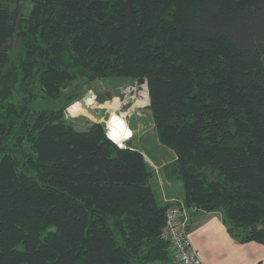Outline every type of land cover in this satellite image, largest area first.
Here are the masks:
<instances>
[{"label": "trees", "instance_id": "16d2710c", "mask_svg": "<svg viewBox=\"0 0 264 264\" xmlns=\"http://www.w3.org/2000/svg\"><path fill=\"white\" fill-rule=\"evenodd\" d=\"M263 53L264 0H0V264L172 259L143 154L65 120L77 80L144 77L181 203L264 244Z\"/></svg>", "mask_w": 264, "mask_h": 264}, {"label": "crops", "instance_id": "0c3cea01", "mask_svg": "<svg viewBox=\"0 0 264 264\" xmlns=\"http://www.w3.org/2000/svg\"><path fill=\"white\" fill-rule=\"evenodd\" d=\"M131 127V140L138 134L136 137L138 146L135 148L143 154L148 166L154 171L150 185L152 187L154 183L158 188L157 193L152 188L157 202L159 204L182 202L181 181L167 178L163 170V166L175 158L174 153L167 151L166 148L157 147L148 152L145 147L146 138L144 140V135L136 133L137 130L139 131L138 121L131 123ZM187 219L190 244L203 264H264V244L255 241L239 242L226 230L220 211L206 212L188 209ZM160 264L176 263L172 257L170 261L160 262Z\"/></svg>", "mask_w": 264, "mask_h": 264}, {"label": "rangeland", "instance_id": "374dc122", "mask_svg": "<svg viewBox=\"0 0 264 264\" xmlns=\"http://www.w3.org/2000/svg\"><path fill=\"white\" fill-rule=\"evenodd\" d=\"M262 61L264 64V53L262 54ZM114 86H120V88H123V90L126 91L125 100L132 101L131 110L125 113H121L120 115H116V117L120 118L123 121L124 126H126L127 132L132 133L130 131V129L132 128L131 127L132 120L134 121L137 119L139 125V131L137 130L136 133L139 132V134H141L142 136L144 135V140L146 138L145 140L146 141L145 147H147L146 150L148 152H151V150L156 149L154 147L165 149V147H163L157 140L156 134L153 129V121L149 109L146 107V105L149 102L147 98L148 97L147 88L145 87L146 84H144V86H142L141 89H137L134 80L131 79L107 78V79H98L87 83L82 80L72 81V83L65 89V91L67 90L70 91L73 95H75L77 100L65 108V115H64L65 120L76 130L87 129L88 126L95 121V119L94 117L89 115L84 108L80 107L78 103V98L82 97V95H84L86 92L90 91L92 93H96L97 91H100L103 87H114ZM115 101H117V99H115ZM93 105L94 107L97 106L96 104ZM105 105L107 107L110 106L108 103H106ZM113 107L114 106L112 105L110 106V108L112 109ZM96 113H98L97 110ZM109 113L110 116L108 115L109 117L106 119L107 126L109 125V121L111 117L115 116L113 111H110ZM108 134H109V127H108ZM137 135L138 134H136L132 138L131 146L133 147L138 146V143L136 142ZM130 136L131 134L128 135V137ZM142 142L144 143V141ZM166 150L171 152V150L168 148H166ZM152 184H153L152 185L153 190L157 193L158 188L155 186L154 183ZM146 264H160V262H148Z\"/></svg>", "mask_w": 264, "mask_h": 264}, {"label": "built area", "instance_id": "2783aa9c", "mask_svg": "<svg viewBox=\"0 0 264 264\" xmlns=\"http://www.w3.org/2000/svg\"><path fill=\"white\" fill-rule=\"evenodd\" d=\"M142 86L144 84H141L139 89ZM121 89L126 95V91ZM187 220V209L181 201L171 204L166 210L162 237L169 243L176 264H203L190 244Z\"/></svg>", "mask_w": 264, "mask_h": 264}, {"label": "water", "instance_id": "95a60500", "mask_svg": "<svg viewBox=\"0 0 264 264\" xmlns=\"http://www.w3.org/2000/svg\"><path fill=\"white\" fill-rule=\"evenodd\" d=\"M136 86L139 89L141 84H146V79L144 77H139L135 80ZM117 99V101H115ZM91 100V101H90ZM90 101V102H89ZM96 104L94 107L92 104ZM78 103L81 108H84L86 112L94 117L96 122H101L105 129H108L105 117L106 112L113 111L115 115H120L121 113H125L131 110L132 102L125 100V92H123L120 86H114L105 92H99L97 94H93L92 92H86L82 97L78 98ZM108 103L110 106H114L113 109L107 107L105 104ZM149 107V103L146 105ZM96 109H99L100 114L96 113ZM108 138L112 140L109 135ZM122 147H130L132 144L131 138H126L123 141Z\"/></svg>", "mask_w": 264, "mask_h": 264}, {"label": "bare ground", "instance_id": "6f19581e", "mask_svg": "<svg viewBox=\"0 0 264 264\" xmlns=\"http://www.w3.org/2000/svg\"><path fill=\"white\" fill-rule=\"evenodd\" d=\"M145 94H144V96H145ZM113 118H115V120L118 122L119 126L117 125V123H113ZM108 127H109V133H115L116 134L115 143L122 146L123 140L125 137V133H126L124 125H123V121L120 118L116 117V115L114 117L112 116L110 121H109ZM112 141H113V139H112Z\"/></svg>", "mask_w": 264, "mask_h": 264}, {"label": "flooded vegetation", "instance_id": "af4514ba", "mask_svg": "<svg viewBox=\"0 0 264 264\" xmlns=\"http://www.w3.org/2000/svg\"><path fill=\"white\" fill-rule=\"evenodd\" d=\"M110 88H112V87H103L100 91H97L96 93H93V94H97V93H99V92H105L106 90H108V89H110ZM126 101H127V100H126ZM128 101H130V100H128ZM131 102H132V101H131ZM96 110L98 111V114H100V113H99V112H100L99 109H96ZM109 112H110V111L106 112L105 117H108V115L110 114ZM136 120H137V119H136ZM136 120H134V121L132 120V123H133V124L136 123ZM123 125H124V124H123ZM124 128H125V131L127 132V130H126V126H124ZM125 137H128V135H127V136L125 135ZM125 137H124V139H126ZM123 141H124V140H123Z\"/></svg>", "mask_w": 264, "mask_h": 264}, {"label": "clouds", "instance_id": "9594fccd", "mask_svg": "<svg viewBox=\"0 0 264 264\" xmlns=\"http://www.w3.org/2000/svg\"><path fill=\"white\" fill-rule=\"evenodd\" d=\"M122 90V89H121ZM148 98V97H147ZM128 101V100H127ZM113 123H117V125H118V122L115 120V118H113ZM119 126V125H118ZM106 130V136L108 137V135H109V137L111 138V139H113L114 141H115V139H116V134L115 133H109L108 134V129H105ZM131 133L130 132H126L125 133V135H130ZM129 138V137H128ZM115 143V142H114ZM124 144V143H123ZM122 144V146H124ZM118 145V144H117ZM119 147H122V146H120V145H118Z\"/></svg>", "mask_w": 264, "mask_h": 264}]
</instances>
